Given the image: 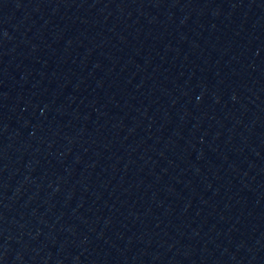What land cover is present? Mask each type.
<instances>
[{"label": "water", "instance_id": "obj_1", "mask_svg": "<svg viewBox=\"0 0 264 264\" xmlns=\"http://www.w3.org/2000/svg\"><path fill=\"white\" fill-rule=\"evenodd\" d=\"M0 264H264V0H0Z\"/></svg>", "mask_w": 264, "mask_h": 264}]
</instances>
